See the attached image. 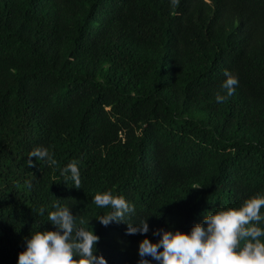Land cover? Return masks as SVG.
I'll list each match as a JSON object with an SVG mask.
<instances>
[{"label": "trees", "instance_id": "obj_1", "mask_svg": "<svg viewBox=\"0 0 264 264\" xmlns=\"http://www.w3.org/2000/svg\"><path fill=\"white\" fill-rule=\"evenodd\" d=\"M225 70L239 84L217 103ZM38 146L55 166L28 165ZM72 160L80 188L60 175ZM106 190L149 232L101 225L107 209L92 196ZM257 194L264 0H0V264H16L31 231L54 227L57 201L99 236L107 264H137L152 229L186 233Z\"/></svg>", "mask_w": 264, "mask_h": 264}, {"label": "clouds", "instance_id": "obj_2", "mask_svg": "<svg viewBox=\"0 0 264 264\" xmlns=\"http://www.w3.org/2000/svg\"><path fill=\"white\" fill-rule=\"evenodd\" d=\"M175 2V0H173ZM221 84L223 93L217 92L215 101L224 102L239 84L238 77L224 71ZM27 163L32 157L44 163L57 164L54 153L47 147L38 146L28 152ZM60 175L72 181V187L80 188L78 161L72 160L59 169ZM93 203L106 208L95 216L98 222L107 226L110 223H124L125 234H146L149 232L147 219L138 223L126 221L134 214V205L122 195H114L110 190L97 192L92 196ZM264 194L246 198L237 207L219 209L203 214L201 222L194 223L185 233L166 228L152 229L158 236L150 242L144 236L138 242L137 264H264ZM47 212V221L52 229L33 230L24 238V249L17 254L16 264H107V260L95 247L99 236L92 228L80 226L69 207L53 203ZM45 209H40L44 214ZM150 257V259H149Z\"/></svg>", "mask_w": 264, "mask_h": 264}]
</instances>
